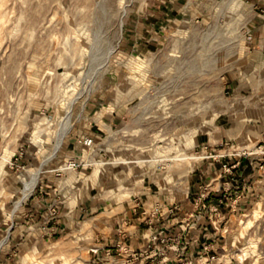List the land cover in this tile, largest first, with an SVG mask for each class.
I'll return each instance as SVG.
<instances>
[{"label":"rangeland","instance_id":"obj_1","mask_svg":"<svg viewBox=\"0 0 264 264\" xmlns=\"http://www.w3.org/2000/svg\"><path fill=\"white\" fill-rule=\"evenodd\" d=\"M226 1L0 0V264H101L84 195L187 228L217 213L218 260L264 264V190L186 203L190 182L233 177L224 152L264 150L237 136L223 37L246 15Z\"/></svg>","mask_w":264,"mask_h":264},{"label":"crops","instance_id":"obj_2","mask_svg":"<svg viewBox=\"0 0 264 264\" xmlns=\"http://www.w3.org/2000/svg\"><path fill=\"white\" fill-rule=\"evenodd\" d=\"M234 1L224 3V13L246 15V18L241 16L240 19L244 26L233 23L226 26L232 28V33L224 36L223 42L231 44L229 50L235 52L237 57L229 64L231 69L226 72L225 85L231 91L230 104L238 107V119L235 121L240 124L237 136L242 139L243 133L251 137L264 133V16L258 11L264 10V0ZM235 3L238 7L236 10L233 9ZM224 137L230 138L231 134L224 133ZM232 137H236V134ZM223 161L235 172L233 177L224 174L220 180L221 174H218L212 179L214 182L204 185L203 182H190L191 196L186 203L194 205V209L190 214H185L193 217L197 202L207 200L216 205L228 195L234 196L235 203L242 204L264 190V153L224 152ZM28 182L32 187L28 191L23 190L24 198L31 193L35 183L33 180ZM193 194L196 198L192 197ZM142 195L140 202H149L151 198L160 200V197L147 196L145 192ZM78 202L82 204L77 210L83 220L81 224L97 232L94 250L100 256L101 264H229L216 257L219 245L213 218L217 213L212 212L204 217L208 220L205 223L202 217H196V221L193 218L192 223L186 224L187 228L184 224H167L162 210H137L132 199L115 203L110 208H106L108 203L105 200L86 195ZM99 209L102 211L99 212ZM75 216L68 211V227ZM172 233V245L152 239L153 234L162 238ZM19 234L15 233L17 237ZM238 257L241 258L240 255Z\"/></svg>","mask_w":264,"mask_h":264},{"label":"built area","instance_id":"obj_3","mask_svg":"<svg viewBox=\"0 0 264 264\" xmlns=\"http://www.w3.org/2000/svg\"><path fill=\"white\" fill-rule=\"evenodd\" d=\"M264 146H260V149H263ZM260 153H264V150H260ZM153 240H159L161 242L165 241L164 238H158V235H155L152 237ZM182 264H185V263H182Z\"/></svg>","mask_w":264,"mask_h":264}]
</instances>
